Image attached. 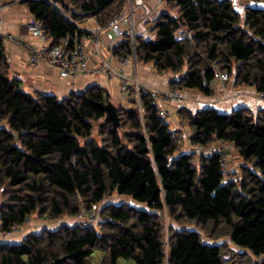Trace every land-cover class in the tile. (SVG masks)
Masks as SVG:
<instances>
[{
    "label": "trees",
    "instance_id": "16d2710c",
    "mask_svg": "<svg viewBox=\"0 0 264 264\" xmlns=\"http://www.w3.org/2000/svg\"><path fill=\"white\" fill-rule=\"evenodd\" d=\"M21 1L45 24L50 46L68 52L88 36L80 27L89 19L106 28L129 9L128 0ZM161 7L149 23L156 40L136 35L138 64L173 75L169 89L180 93L211 96L219 73L235 79L236 88L264 92V8L250 6L242 14L232 0H162ZM134 16L136 23L137 10ZM187 31L193 39L179 41ZM123 39L114 56L134 53L130 35ZM10 72L0 44L3 230L34 216H77L82 205L92 209L114 194L149 211L110 204L96 228L63 226L0 247V264H51L63 257L61 264H94L96 252L103 255L99 264H251L247 255L264 264V106L230 114L177 108V120L192 132L186 152L183 130H172L143 92L138 107L133 85L132 108L116 109L115 127L106 120L112 99L105 89L93 86L63 99L30 95ZM217 144L234 148L245 163L240 181L226 179L227 157ZM226 239L243 254L231 260Z\"/></svg>",
    "mask_w": 264,
    "mask_h": 264
},
{
    "label": "crops",
    "instance_id": "0c3cea01",
    "mask_svg": "<svg viewBox=\"0 0 264 264\" xmlns=\"http://www.w3.org/2000/svg\"><path fill=\"white\" fill-rule=\"evenodd\" d=\"M135 2L134 10H137V35L146 40H156L154 34L151 33L152 26H150L149 23L159 17V15L164 11L162 9L163 7L159 5V0H135ZM247 2H245V4ZM249 4L250 2H248V6ZM0 7H4L0 11V29L2 31L11 33L18 38H21L28 46L41 45L39 40L32 38L27 32V24L35 18L21 0H0ZM251 7L260 8L258 5H253ZM108 27H99L98 23L94 19H89L82 27H80L82 30H93L95 34L93 39L98 41L97 44H91L90 42L87 49V52L91 57L92 68L96 69L100 67L103 60L109 61L117 71L137 77L138 80L146 86L159 89L161 91L168 90L169 83L173 78L171 79L169 77L159 76L154 69L151 70V68H153L151 66L150 68L148 66L143 67V65L139 64L136 67L133 63H129L128 65L121 64L119 57L114 56L113 50L118 49L124 42V39H112L110 37L112 32ZM121 29L125 31L127 29V25L123 24ZM27 51L26 47L22 46H5L6 58L11 66V80L18 79L22 81L24 91L30 95H33L35 92H41L44 94L55 95L59 99H63L70 97L75 92H83L90 87L99 86L110 94L112 103L117 108L123 107L130 109L132 106V104L122 96L119 81L116 78L110 79L105 76L91 75H81L76 77V79L62 78L59 70L47 63L32 66L29 62ZM231 86V84L226 85L225 83L218 82L214 85L215 94L209 97L197 91L184 92V101L182 100L181 103L183 106H180L179 108H188L193 112H198L206 108H214L221 113L230 114L242 107L257 111L264 106L263 103L258 100L257 95L255 97L254 94L251 96L241 95L240 97H236L237 93H234V91L230 89ZM235 89L238 91L242 90L241 88ZM225 98L228 100L225 101ZM137 105L139 107L138 101ZM176 112V110L173 112L175 119L177 117L175 116ZM175 119L173 122L176 126L178 125V120ZM239 161L242 166L243 162L241 160ZM73 223L74 221H71L70 223L66 222L68 226H72ZM63 226H65V223L63 222L53 223L48 220H39L38 218L33 217L32 225H26L18 235L9 237L6 240L0 238V247L6 244L18 246L26 242L31 237L43 236L46 233L57 232Z\"/></svg>",
    "mask_w": 264,
    "mask_h": 264
},
{
    "label": "built area",
    "instance_id": "2783aa9c",
    "mask_svg": "<svg viewBox=\"0 0 264 264\" xmlns=\"http://www.w3.org/2000/svg\"><path fill=\"white\" fill-rule=\"evenodd\" d=\"M159 4L162 5V0ZM4 7H0V11ZM134 8V7H133ZM126 24L127 29L122 30V25ZM1 25V23H0ZM109 30L112 32V39H120L123 38L125 34H129L132 40V46L134 50V55H129L126 57H119V61L122 65H128L129 63H133L136 67L138 65L136 59V23L134 11L123 15L116 16L109 25ZM28 34L41 42L39 46H28L21 38L17 36L6 33L0 29V44L5 46L8 45H16L19 47H26L28 50L29 62L32 66H37L41 63L48 64L53 66L59 70L60 76L62 78H76L81 75H91V76H105L107 78H116L119 81L120 91L122 96L128 100L129 88L133 85L136 89V97L139 103V107L141 105V92L148 95L158 111V115L162 119L168 120L169 114L165 109L166 104H174L177 105L181 102L182 96L181 93L175 89H168L166 91H161L159 89H155L145 84H142L137 77L130 76L124 72L117 71L109 61H102V64L98 68H92L91 65V57L87 52V49L90 44V40H86V36L82 38V41L79 42L74 50L67 51L63 46H55L52 47L49 44V40L46 34L45 24L40 21L34 19L26 26ZM177 39L179 41H183L184 39H193V34L191 32H184L178 35ZM217 78L221 81H225L228 79L227 74H218ZM87 90V89H86ZM84 90L83 92H85ZM83 92H75V95H80ZM257 98L264 105V92L258 93ZM129 101V100H128ZM224 164H226V158H224ZM226 171V169H225ZM96 215L99 216V212L96 211ZM2 213L0 211V219ZM33 218V217H32ZM95 220V218H92ZM31 218H28L26 223L21 227H13L11 231L3 230L2 226H0V238L3 240L8 239L9 237L18 235L26 225L31 224ZM87 227H90V223L86 224ZM11 245V244H6Z\"/></svg>",
    "mask_w": 264,
    "mask_h": 264
},
{
    "label": "rangeland",
    "instance_id": "374dc122",
    "mask_svg": "<svg viewBox=\"0 0 264 264\" xmlns=\"http://www.w3.org/2000/svg\"><path fill=\"white\" fill-rule=\"evenodd\" d=\"M232 1L234 2L235 6L237 7V9L242 14L244 13V10L246 8H248L250 6H253V5H258V6H260V8H264V2L263 3L254 4L252 1H248V2H250L249 6H248V2L245 4V2L241 1V0H232ZM160 3H161V1H159V4ZM128 4H129V9H128L127 13H130V10H131V12H133L134 11V8H133L134 7V0H128ZM173 15H175V14H173ZM152 22L153 21H151L150 23H152ZM85 32L88 33V36H86L87 37L86 40H90L91 44H97L98 43L97 40L93 39L94 38V35H93L94 31L93 30H87L86 29ZM135 54H136V51H135ZM136 59H137V57H136ZM143 67H147V66L143 65ZM148 67H150V66H148ZM152 69L153 68H151V70ZM167 77H169L171 79L174 78L173 75H171V74L168 75ZM218 82L225 83L226 85H230L231 84L232 86H231L230 89L233 90L234 93H237L236 97H240L241 95H243V96H251L253 94L256 97V95H258V93L255 90L247 88V87H241L242 90L238 91L237 89H235L236 88L235 79H232V78L231 79L228 78L227 80H225V82L218 79L216 83H218ZM238 89H240V88H238ZM214 91H215V89H214V86H213L212 95L215 94ZM183 93H181V96H182L181 102H179V104H177L176 107H172L171 105H168L166 107V109L168 110V114H169V117H168L167 121L170 123L172 130H177V129H182L183 130V144H184L183 151L190 152L192 150V147L190 145V136H191V133H192L191 130H189L186 126H182L181 124L179 125V123H180L179 121H178V125H176V126L174 125V122H173L174 119H175L173 112L175 110L177 111V107L179 108L180 106H183L181 104L182 100L184 101ZM226 100H228V99L225 98V101ZM131 108H132V106L130 107V109ZM179 109H181V108H179ZM175 116H176V114H175ZM176 119H177V117H176ZM97 128H98V126H96V129ZM92 139H95V140L98 139L97 130L93 134ZM219 145L223 146L222 151L225 153V155L227 157L226 179H228V180L231 179V180H234V181L235 180L236 181H240L242 179V170H241V162L239 161L240 159L238 158L237 152H235V150L232 147L228 146V145H223V144H219ZM219 145L217 144V147ZM243 164H245V163L243 162ZM227 170H228V172H227ZM110 204L125 205V206H129V207H132V208H137V209H140V210H144V211H149V209H148V207L146 205L138 204V203H136L135 201H133L130 198L121 197L119 195L114 194V196L107 198L103 203H101L100 205L94 206L92 209H88L87 206L82 205V209L80 210V213L77 216L65 215V216H62V217L57 218V219H51L50 217L49 218L48 217L41 218L39 216L38 217L34 216V217L38 218L39 220L40 219H44V220L51 221L53 223L63 222V223H65V227H71V228H74L76 226L87 227L86 224L90 223L91 226L96 228L102 222V211L104 210V208L106 206H108ZM96 211L99 212V216L96 215ZM92 218H95V220H93ZM32 221H33V218H31V222H30L31 225H32ZM71 221H74L73 225L72 226H68L66 224V222L70 223ZM168 221L169 220L166 217V223H168ZM207 241L211 242L209 239ZM224 243L227 246L226 249H228V251H230V252L227 253V255H228V257L232 258L231 260H234L236 257L238 258L240 256L239 254H243V251H241L240 249L232 246L228 239L224 240ZM102 256L103 255L100 252L94 253V255H93L94 264H99L101 262ZM246 258L251 264H263V259H261V258H257V257H254V256L249 258V255H247ZM124 264H133V263L125 262Z\"/></svg>",
    "mask_w": 264,
    "mask_h": 264
},
{
    "label": "water",
    "instance_id": "95a60500",
    "mask_svg": "<svg viewBox=\"0 0 264 264\" xmlns=\"http://www.w3.org/2000/svg\"><path fill=\"white\" fill-rule=\"evenodd\" d=\"M179 20L182 22L181 17H180ZM184 25L185 24H182V26H184ZM105 109H106V112H107L106 120L108 122H112V124L115 127H118V118H117V113H116L117 107L113 103H111L108 106H106ZM66 260H67V257H63L61 259H56L51 264H61V263L65 262Z\"/></svg>",
    "mask_w": 264,
    "mask_h": 264
},
{
    "label": "bare ground",
    "instance_id": "6f19581e",
    "mask_svg": "<svg viewBox=\"0 0 264 264\" xmlns=\"http://www.w3.org/2000/svg\"><path fill=\"white\" fill-rule=\"evenodd\" d=\"M163 17V16H162ZM188 32V31H187ZM47 34V33H46ZM78 42V41H77ZM102 55V54H101ZM92 56H93V54H92ZM40 65V64H39ZM219 74H221V73H219ZM86 76V75H85ZM76 79V78H75ZM225 82V81H224ZM232 117V116H231ZM105 119V118H104ZM227 172H228V170H227ZM236 176V175H235Z\"/></svg>",
    "mask_w": 264,
    "mask_h": 264
}]
</instances>
